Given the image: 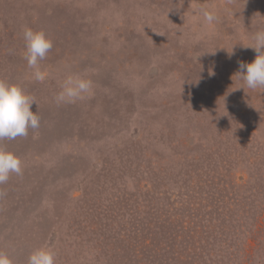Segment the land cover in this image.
<instances>
[{
	"label": "rangeland",
	"instance_id": "374dc122",
	"mask_svg": "<svg viewBox=\"0 0 264 264\" xmlns=\"http://www.w3.org/2000/svg\"><path fill=\"white\" fill-rule=\"evenodd\" d=\"M24 28L53 41L44 82ZM258 30L264 0H0V79L40 118L0 141L24 163L0 185V251L14 264L42 246L56 264H264V89L233 76ZM69 75L92 95L57 104Z\"/></svg>",
	"mask_w": 264,
	"mask_h": 264
},
{
	"label": "clouds",
	"instance_id": "9594fccd",
	"mask_svg": "<svg viewBox=\"0 0 264 264\" xmlns=\"http://www.w3.org/2000/svg\"><path fill=\"white\" fill-rule=\"evenodd\" d=\"M198 11L209 24L217 19L214 10L201 7ZM23 38L26 44L24 59L32 69V76L36 81L44 82L47 73L41 70L40 61L52 49L53 41L45 31L31 28H24ZM244 47H251L256 56L251 62L239 64V70L233 76H238L244 83L237 89H264V30H258L254 35V42L244 44ZM60 89L55 96L57 104L75 103L92 95L93 82L79 75H69L60 84ZM34 103H37L35 98L22 86L0 79V141L26 137L29 129L39 128L40 118L32 110ZM23 167L20 156L0 146V185L5 184L12 174L22 175ZM0 264L14 262L0 251ZM27 264H56V254L48 247L36 248L28 256Z\"/></svg>",
	"mask_w": 264,
	"mask_h": 264
},
{
	"label": "trees",
	"instance_id": "16d2710c",
	"mask_svg": "<svg viewBox=\"0 0 264 264\" xmlns=\"http://www.w3.org/2000/svg\"><path fill=\"white\" fill-rule=\"evenodd\" d=\"M199 69V68H198ZM197 70V69H196ZM198 71H200V70H198Z\"/></svg>",
	"mask_w": 264,
	"mask_h": 264
}]
</instances>
